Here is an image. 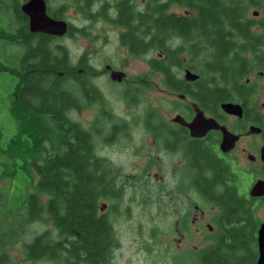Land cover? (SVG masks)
I'll return each instance as SVG.
<instances>
[{
	"label": "trees",
	"instance_id": "trees-1",
	"mask_svg": "<svg viewBox=\"0 0 264 264\" xmlns=\"http://www.w3.org/2000/svg\"><path fill=\"white\" fill-rule=\"evenodd\" d=\"M224 1L145 0L139 6L134 0H115L114 4L109 0L73 2L84 20H102L122 29L118 41L130 56L161 54L163 58L151 57L147 64L163 76L162 83L168 91L190 93L173 71L184 68L182 56L188 55L192 63L206 58L201 75L204 79L199 80L200 84L211 83L210 113L214 116L219 104L227 99L224 83L236 84L241 76L236 68L237 57L225 49L238 30L239 9ZM96 5L99 10L94 11ZM173 6L182 8L184 13L172 12ZM76 35L87 37L88 32L69 23L67 37ZM8 36L3 39H16ZM174 39L180 44L172 46ZM25 40L33 42L32 38ZM35 41L37 45L26 61L20 86L12 95L16 131L6 139L0 136V182L11 183L0 188V248L15 244L33 225L45 226L44 231L34 232L32 239L23 244L24 256L31 263L112 264L119 242L111 213L118 210L124 186L117 182V170L98 156L96 147L101 137L110 145L118 140V134L127 136L129 126L111 114L105 98L90 82L98 72L88 64L87 52L78 64L72 65L67 49L55 45L52 38ZM36 82H41V86ZM144 83L139 81L133 86L135 91L141 92L146 87ZM135 97L130 92L123 95L128 108ZM87 106H95L98 111L89 127L70 118L71 113ZM160 114V109L148 108L141 120L155 141L162 128ZM103 122L108 125L107 131L101 126ZM132 122L137 124L138 120ZM165 148L172 149L168 145ZM188 156L189 161H195V190L217 207L214 222L221 233L215 237L218 248L203 249L200 256L205 257L212 250L235 252L241 226L253 225L251 213L238 196L236 169L219 160L209 144H193ZM106 200L115 202L111 213L100 211V203ZM222 241H230L229 249L221 248ZM10 262L7 251L0 253V264Z\"/></svg>",
	"mask_w": 264,
	"mask_h": 264
},
{
	"label": "rangeland",
	"instance_id": "rangeland-1",
	"mask_svg": "<svg viewBox=\"0 0 264 264\" xmlns=\"http://www.w3.org/2000/svg\"><path fill=\"white\" fill-rule=\"evenodd\" d=\"M3 1L6 4L3 5L4 8H0V136L6 139L5 137L16 131L11 110V100L14 99L12 95L16 86H20L21 74L26 71V61L37 41L35 39L33 43H28L25 39L12 37V41L8 42L3 39L4 35H13L10 32H15L18 28L15 22L17 8L11 6L8 2L10 0ZM49 1L52 12L63 11L66 22L76 28L84 27L88 32L87 37H64L54 40L53 43L67 49L72 65L78 64L83 53L87 52L88 64L98 72L90 82L105 98L111 114L126 121L129 126L127 136L118 134V140L110 145L102 142L104 137H101L96 147L98 156L105 158L117 170V182L124 186V196L117 214L110 212L114 211L111 206L115 202L106 200L99 205L101 212L111 213L115 236L119 242V247L113 251L112 264H196L198 253L215 236L207 226L216 228L214 220L217 210L203 201L195 190V161L185 162L181 153L175 150L165 151L163 144L155 141L153 134L146 131L141 121L148 108L160 109L163 118L172 125L170 120L180 114L177 110L182 106L163 86V76L154 73L147 64L149 58L157 57V53L134 58L119 44L118 37L122 29L102 20H84L78 13L74 0ZM109 2L114 4L115 0ZM144 2L145 0H134L137 6ZM93 10H99V5ZM170 10L177 14L184 13L182 8L176 6ZM109 14L113 17L112 11ZM171 44L177 46L180 41L174 39ZM181 58L185 65L193 66L194 74H203V60L206 58L200 57L193 63L188 55ZM105 66L124 74L121 82L112 81L109 77L110 71ZM173 71L184 80V71L175 68ZM139 81H145L146 84L141 92L135 91L133 87ZM41 84L39 82L37 86ZM73 90L77 93L74 87ZM129 92L136 96L130 108L123 98ZM97 113L95 106H87L82 107L79 112L71 113L70 118L89 127L97 118ZM133 119L138 120L137 124H133ZM152 122L155 124V121ZM101 126L107 131L106 123L103 122ZM251 142L253 144L251 139H243L229 157L233 162L227 160L236 169L237 175L239 167L249 166L247 152L243 150H249L252 147ZM251 166L256 169V165ZM240 180L239 192L245 191L251 179L246 176ZM10 184L9 180L2 181L0 188ZM260 211L259 219H263L264 215ZM186 213L190 215L187 217L190 227L186 226L184 230L182 225L179 226L178 220H183ZM45 229V226H31L15 244L0 248V253L7 251L10 264H36L24 256L23 244L32 239L34 232Z\"/></svg>",
	"mask_w": 264,
	"mask_h": 264
},
{
	"label": "flooded vegetation",
	"instance_id": "flooded-vegetation-1",
	"mask_svg": "<svg viewBox=\"0 0 264 264\" xmlns=\"http://www.w3.org/2000/svg\"><path fill=\"white\" fill-rule=\"evenodd\" d=\"M29 1L30 0L8 1L12 7L14 6V8H17L15 22H17L18 28L15 32L10 33H13L16 39H61L39 32H30L29 18L21 9L22 6ZM43 1L46 7V15L49 18L56 21H65L63 19V11L52 12L50 1ZM5 4V1L0 0V8H4L3 5ZM224 4L236 6L235 8L239 9L237 13L238 30L235 35L233 34L231 36L233 40L232 44L225 47L226 51L229 52L231 56L235 55L237 57L236 68L241 74L239 81L236 84L231 81L224 83L227 99L219 104L217 111H215L216 115L214 116L210 113L212 112V104L208 88L211 83L204 82L200 84V75H198V79L195 81L183 80V86H186L188 92L190 90L189 95L171 91H169V94L175 97L178 103L182 104L177 112L183 115L176 114L175 117L181 116L186 123H189L197 113L201 112L205 118L214 119L230 133L236 135L238 140L232 150L223 153L220 151V143L222 141V133L220 131L210 130L203 137L194 138L190 135L188 128L173 122V118L170 120L172 125H169L162 114H160L162 118V128L158 131L160 135L158 140L160 144H163L165 151L172 152L173 149L181 153L182 156H184L185 162L189 158L188 155L190 154L191 147L197 142L205 145L209 144L215 150L219 160L228 162L227 160H229V157L237 149L243 139H251L253 141V144L251 142L252 147L249 150H243V152H247V164H249V166L239 167V170L237 169L238 186L241 184L240 178L243 179V177L248 176L251 179V183L247 189L238 192V196L243 201L245 210L251 213L253 225L241 226L239 241L236 243L237 249L235 252H224L223 250L221 252H214L212 250V252L205 257H201L200 255L202 252H199L196 257V264H259V239L261 237L259 232L264 225V218L259 219L260 216L258 212L261 210L264 215V194H252V190L253 187L259 183L263 187L264 192V163L262 158V150L264 149V114H262L264 110V0H226ZM157 56L159 59L163 58L161 54H157ZM107 67L108 66H105L106 70ZM107 71L105 72L107 73ZM182 71L185 73L186 71L192 72L193 70L191 66L185 65ZM197 87L199 89H197ZM226 103L238 105L241 115L238 117L237 115H230L224 112L221 109V105ZM254 129H259L260 131L258 132ZM167 145L168 147H172V149L165 148ZM182 148L185 150L183 151ZM229 161L233 162L231 160ZM250 164L256 165V169L252 168ZM248 169L253 170L249 171ZM239 189L238 187V191ZM200 198L205 201L202 197ZM206 203L209 204V202ZM213 207L218 213L217 207ZM194 208L197 209V206ZM189 216L190 215L186 213L183 220H178L179 226L182 225L183 228L185 224V227H190V224H187V217ZM185 227L184 230L186 229ZM207 228L211 233H215V236L211 241L207 242L203 249L218 248L219 242L215 240V237L221 234L218 232V227L216 226L214 229L208 225ZM220 244L223 246L221 248L224 249H229L231 245L230 241H222ZM218 254H222V257H217Z\"/></svg>",
	"mask_w": 264,
	"mask_h": 264
},
{
	"label": "water",
	"instance_id": "water-1",
	"mask_svg": "<svg viewBox=\"0 0 264 264\" xmlns=\"http://www.w3.org/2000/svg\"><path fill=\"white\" fill-rule=\"evenodd\" d=\"M21 9L22 12L26 14L29 18V29L31 33L39 32L58 38H62L68 34L69 26L67 22L56 21L46 15V7L43 0H30L29 2L24 4ZM107 70L110 71L109 77L112 81L121 82V78L124 76V74L112 71L109 66L107 67ZM184 79L187 81H195L198 79V75L190 71H186L184 74ZM221 109L230 115H237L238 117L241 115L240 107L238 105L226 103L221 105ZM173 122L179 123L180 125L188 128L190 131V135L194 138H201L210 130L220 131L222 133L220 151H222L223 153H227L232 150L236 141L238 140V137L236 135L230 133L225 127L219 125L214 119L205 118L201 112L197 113L196 116L189 123H186L181 116H176L173 119ZM256 131L259 132L260 130L258 129ZM262 152V158L264 163V149L262 150ZM257 193L264 194L263 187L259 183L256 184L252 190V194ZM259 233L261 236L259 239V264H264V225L262 226L261 231Z\"/></svg>",
	"mask_w": 264,
	"mask_h": 264
}]
</instances>
